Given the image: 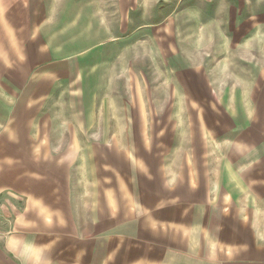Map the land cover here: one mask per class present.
Returning <instances> with one entry per match:
<instances>
[{"label": "rangeland", "instance_id": "374dc122", "mask_svg": "<svg viewBox=\"0 0 264 264\" xmlns=\"http://www.w3.org/2000/svg\"><path fill=\"white\" fill-rule=\"evenodd\" d=\"M23 11L72 18L82 39L103 38L81 42L90 48L42 118L66 140L81 131L73 172L84 200L112 185L122 211V174L156 173L157 201L169 189L160 178L173 185L181 170L187 180L192 164L211 194L219 175L231 177L221 193L264 211V0H0V23ZM128 124L142 138L125 137ZM126 146L139 148L143 169L122 162Z\"/></svg>", "mask_w": 264, "mask_h": 264}, {"label": "crops", "instance_id": "0c3cea01", "mask_svg": "<svg viewBox=\"0 0 264 264\" xmlns=\"http://www.w3.org/2000/svg\"><path fill=\"white\" fill-rule=\"evenodd\" d=\"M23 12L0 23V264H264V211L253 199L240 205V196L221 193L231 177L219 175L211 194L189 164L187 180L181 170L173 185L160 178L169 189L157 201L156 173L134 182L122 174V211L114 210L112 185L83 199L73 172L81 131L66 140L64 129L49 130L42 118L90 48L81 42L103 38L82 39L88 31L57 13L42 11L36 21ZM124 132L142 138L145 131L128 124ZM138 149L119 154L140 170ZM152 150L144 153L155 157Z\"/></svg>", "mask_w": 264, "mask_h": 264}]
</instances>
